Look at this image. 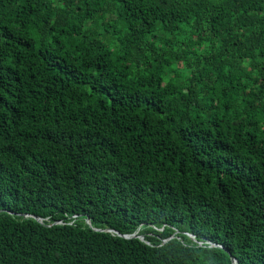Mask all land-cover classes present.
<instances>
[{
	"label": "trees",
	"instance_id": "1",
	"mask_svg": "<svg viewBox=\"0 0 264 264\" xmlns=\"http://www.w3.org/2000/svg\"><path fill=\"white\" fill-rule=\"evenodd\" d=\"M231 258L264 264V0H0V264Z\"/></svg>",
	"mask_w": 264,
	"mask_h": 264
},
{
	"label": "water",
	"instance_id": "2",
	"mask_svg": "<svg viewBox=\"0 0 264 264\" xmlns=\"http://www.w3.org/2000/svg\"><path fill=\"white\" fill-rule=\"evenodd\" d=\"M37 221H39L38 219H36ZM87 223L89 224V222L87 221ZM124 238H130V237H134V235L131 236H123ZM231 263L232 264H236L235 260L233 258H231Z\"/></svg>",
	"mask_w": 264,
	"mask_h": 264
}]
</instances>
